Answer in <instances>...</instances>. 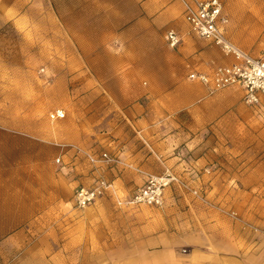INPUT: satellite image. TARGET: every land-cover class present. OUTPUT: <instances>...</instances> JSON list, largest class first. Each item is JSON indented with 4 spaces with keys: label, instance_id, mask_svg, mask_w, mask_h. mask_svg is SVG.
<instances>
[{
    "label": "crops",
    "instance_id": "0c3cea01",
    "mask_svg": "<svg viewBox=\"0 0 264 264\" xmlns=\"http://www.w3.org/2000/svg\"><path fill=\"white\" fill-rule=\"evenodd\" d=\"M58 3L67 6L53 15L63 28L57 29L59 36H68L66 52L72 56L67 72L81 84L102 89L103 133L96 154L107 153L117 164L88 165L83 187H92L99 178L111 184L99 202L112 204L94 205L91 211L128 219L129 231L123 241L127 239L130 244V257L122 264H264V252L254 233L242 231L241 222L234 220L230 226H223L224 219L216 207L200 203L191 193L197 190L210 203L219 201L230 208L231 197L236 194L233 186L249 188L245 216L264 223V175L257 178L245 171L240 177L219 168L224 160L231 161V149L243 150L239 153L243 166L246 160L251 161L250 149H264V95L256 107H249L243 103L240 88L211 94L208 87L188 80L191 73L210 75L231 62L217 47L189 33L178 0ZM225 3L231 42L253 58L263 57L264 0ZM66 21L67 28L63 26ZM168 31L181 38L175 49L166 43ZM72 129L79 135L70 145L85 146L90 125H73ZM49 137L51 144L57 143L55 133ZM9 145L0 141V149ZM39 148L35 144L36 173L27 185L0 175V246L6 249L0 251V259L12 261L19 256L33 260L40 254L42 238L3 231L24 227L31 232L44 225L38 217L44 212L43 194L36 191L43 186V152ZM165 174L178 182L165 190L162 207L117 206L118 201L132 197L147 177ZM23 186L24 194L20 190ZM102 242L99 240V245ZM94 243L89 238L84 240V245ZM106 252L101 246L87 251L89 260H99L98 264H107L103 257Z\"/></svg>",
    "mask_w": 264,
    "mask_h": 264
},
{
    "label": "rangeland",
    "instance_id": "374dc122",
    "mask_svg": "<svg viewBox=\"0 0 264 264\" xmlns=\"http://www.w3.org/2000/svg\"><path fill=\"white\" fill-rule=\"evenodd\" d=\"M220 1L223 13L228 17L225 0ZM63 6L67 7L61 6L58 0H0V141L10 143L7 148L0 149V175H5L6 179H19L27 185L31 175L35 176L36 173L35 144H38L41 147L38 151L43 152V186L36 191L38 194L42 191L44 206V212L38 215L44 221L41 229L33 228L31 232L24 227L3 230L19 237L28 235L42 238L43 243L38 245L39 256L33 260L20 259L19 256L12 261L0 259V264H98L99 260H89L87 251L90 248L99 249L100 246L107 249L103 256L107 264H122L130 257L127 252L130 244L127 239L123 241L129 231L128 219H119L115 213L91 211L94 205L112 203L99 200L84 210H77L72 203L75 190L86 185L85 174L89 164L77 155L74 164V152L59 145L68 146L78 139L79 134H75L73 125H90L92 131L85 133V146L79 148L96 154L99 136L103 133L101 110L104 102L99 100L102 93L100 86L81 84L78 79H73V75H69L70 71L67 72L72 56L66 52L68 36H59L57 29L62 27L59 26L60 22L53 20V15L57 16V10ZM64 25L67 28L68 21ZM89 93L93 97L85 98ZM55 110H62L65 118L50 120L49 115ZM53 133L57 136L58 144L49 142V136ZM241 151L231 149V161L224 160L219 166L221 171H231L232 175L240 177L245 171L257 178L264 175V149H250L251 161L248 163L246 160V166L239 161ZM59 157L61 161L56 164L55 160ZM236 182L241 185L238 180ZM233 188L236 194L231 197L230 208L219 201L211 203L224 219L223 226H230L231 218L219 208L235 212L240 220L237 221L243 226L242 231L246 230L245 223L255 226V241L260 242L264 252V223L253 222L245 216L249 206V188L235 185ZM20 190L25 193L24 186ZM32 191L28 189L27 192ZM255 206L257 209L260 207L259 204ZM255 215L259 219V213ZM87 238L95 243L84 245ZM101 239L106 246L99 245ZM4 250L0 246V251ZM16 252L19 254L20 247Z\"/></svg>",
    "mask_w": 264,
    "mask_h": 264
},
{
    "label": "built area",
    "instance_id": "2783aa9c",
    "mask_svg": "<svg viewBox=\"0 0 264 264\" xmlns=\"http://www.w3.org/2000/svg\"><path fill=\"white\" fill-rule=\"evenodd\" d=\"M178 1L183 6V17L189 27V33L217 47L223 57L231 62L229 65L216 68L210 75L191 73L188 75V80L208 87L211 94L229 88H240L243 91V103L249 107L257 106L260 97L264 95V56L253 58L231 42L227 34L229 20L223 13V5L220 0ZM165 40L171 49H175L181 42V38L174 31H168ZM64 118L65 113L62 110H55L49 115V119L52 121ZM59 147L68 148L93 167L117 164V160L107 153L93 154L73 145H59ZM60 161L59 157L55 163L59 164ZM175 182L178 180L170 174L160 177L149 176L144 185L137 189L132 197L125 201H118L117 206L147 205L160 208L163 206L165 190ZM110 188L111 184L104 178L96 180L92 187H79L73 194V206L77 210H84L101 200ZM191 193L200 203L214 207L199 191L192 190ZM218 210L231 220L240 221L235 212L220 208ZM243 225L247 230L257 233L255 227L246 223ZM183 253L186 251L183 250Z\"/></svg>",
    "mask_w": 264,
    "mask_h": 264
}]
</instances>
